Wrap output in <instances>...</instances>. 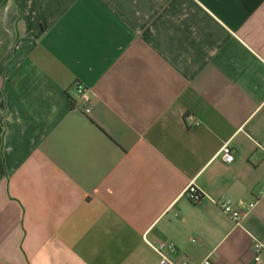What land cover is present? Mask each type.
Returning a JSON list of instances; mask_svg holds the SVG:
<instances>
[{
	"label": "crops",
	"instance_id": "1",
	"mask_svg": "<svg viewBox=\"0 0 264 264\" xmlns=\"http://www.w3.org/2000/svg\"><path fill=\"white\" fill-rule=\"evenodd\" d=\"M256 241L264 0H0V264H256Z\"/></svg>",
	"mask_w": 264,
	"mask_h": 264
},
{
	"label": "built area",
	"instance_id": "2",
	"mask_svg": "<svg viewBox=\"0 0 264 264\" xmlns=\"http://www.w3.org/2000/svg\"><path fill=\"white\" fill-rule=\"evenodd\" d=\"M67 94L70 98L72 107L74 110L82 111L86 115H90L92 112L91 102L93 99V94L91 89L83 86L80 82H75L68 90ZM193 126H200V122L195 121V118L189 116L187 118ZM222 159L226 164H231L234 162V155L227 149H224L222 152ZM192 201H198L201 198V194L198 191L197 187L190 183L186 188L185 193ZM214 203L221 209V211L227 215L232 221L237 224H240V221L246 216V213L243 210H239L234 201L226 196L221 197L218 200H215ZM150 247L160 256V264H190L188 261H182L179 263L171 262L168 255L176 253V247L172 244L161 243L158 245H150ZM254 252V262L256 264H261L264 256V245L255 242L253 245ZM201 264H212L209 260L203 261Z\"/></svg>",
	"mask_w": 264,
	"mask_h": 264
}]
</instances>
